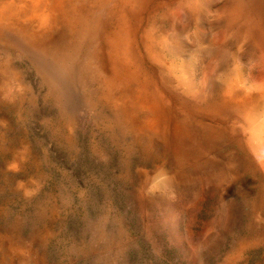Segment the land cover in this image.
<instances>
[{
  "label": "rangeland",
  "instance_id": "374dc122",
  "mask_svg": "<svg viewBox=\"0 0 264 264\" xmlns=\"http://www.w3.org/2000/svg\"><path fill=\"white\" fill-rule=\"evenodd\" d=\"M0 264H264V0H0Z\"/></svg>",
  "mask_w": 264,
  "mask_h": 264
}]
</instances>
